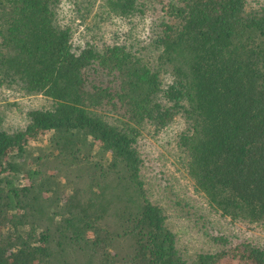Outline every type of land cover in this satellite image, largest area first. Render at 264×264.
Returning <instances> with one entry per match:
<instances>
[{"label":"trees","instance_id":"trees-1","mask_svg":"<svg viewBox=\"0 0 264 264\" xmlns=\"http://www.w3.org/2000/svg\"><path fill=\"white\" fill-rule=\"evenodd\" d=\"M63 1L0 0V264H264L263 245L220 233L187 256L140 150L182 118L194 188L264 224V0H66L68 17ZM112 20L128 31L94 43Z\"/></svg>","mask_w":264,"mask_h":264},{"label":"rangeland","instance_id":"rangeland-1","mask_svg":"<svg viewBox=\"0 0 264 264\" xmlns=\"http://www.w3.org/2000/svg\"><path fill=\"white\" fill-rule=\"evenodd\" d=\"M66 2L64 0V4H62L63 15L68 17ZM112 22H114L112 25L99 24V34L94 39V43H99L101 40L110 42L112 31H128L129 29V25L122 21L112 20ZM85 23L82 24V27ZM89 24L91 23L89 22ZM143 33L144 31L140 32L135 29L133 42L137 41L136 38H142ZM2 93L3 99L18 103L23 110L46 108L51 103L49 99L41 95L21 96L7 89H3ZM10 121L12 123L16 122L20 128L26 124L23 118L19 120L16 116H11ZM184 128V120L177 117L170 126L157 134L154 132L147 133L146 130H143L140 137V150L149 160L147 162L149 166L148 176L145 179L150 183L152 188L148 186L151 188L155 199L164 206L169 204L171 211L175 210L172 202L178 200L182 206L190 204L191 211H194V217L188 221L181 219L178 214L169 210V225L176 235L178 245L184 249L187 256H194L210 250L213 247L210 238L220 233L227 236V239L235 237L249 239L264 246V224L253 225L243 221L232 222L229 218L222 217L219 212L209 206L205 196L194 188L192 180L188 177L178 159L179 151L176 148L177 137ZM49 135L45 134L38 142L30 143L44 147L47 145ZM25 183L26 180L23 181V184Z\"/></svg>","mask_w":264,"mask_h":264}]
</instances>
